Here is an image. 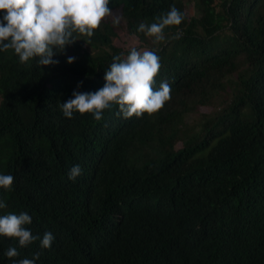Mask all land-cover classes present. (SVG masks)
Instances as JSON below:
<instances>
[{"label": "trees", "instance_id": "16d2710c", "mask_svg": "<svg viewBox=\"0 0 264 264\" xmlns=\"http://www.w3.org/2000/svg\"><path fill=\"white\" fill-rule=\"evenodd\" d=\"M173 5L184 19L165 29L153 86L167 82L171 99L152 115L61 111L73 91L102 88L113 56L128 54L111 16L91 38L74 33L53 49L55 64L0 51V174L14 177L0 188V215L26 212L33 235L55 237L41 249L0 236V264L38 252L34 264H264V0L108 7L138 49H153L137 28ZM10 246L17 257L4 255Z\"/></svg>", "mask_w": 264, "mask_h": 264}, {"label": "clouds", "instance_id": "9594fccd", "mask_svg": "<svg viewBox=\"0 0 264 264\" xmlns=\"http://www.w3.org/2000/svg\"><path fill=\"white\" fill-rule=\"evenodd\" d=\"M109 3L110 0H0V11L4 12L0 20V51L12 50L21 64L34 58H38L40 66L55 64L53 55L76 41L74 33L91 38L94 30L110 16L114 26L120 23L121 17L114 15ZM183 19V14L173 5L167 13L157 15L154 22L140 23L137 32L151 38L156 47L132 46L126 56L123 53L113 56L104 74L103 87L94 93L73 91L72 98L60 105L63 115L71 119L74 112L90 113L100 121L104 111L113 106H118V114L125 119L161 110L171 99V86L161 82L158 89L153 87L161 67L158 46L168 39L165 29L180 25ZM180 35L177 31L174 38ZM74 59L69 57L67 63ZM81 174L80 165H73L68 179L75 181ZM13 180L12 175L0 174V188L10 191ZM5 207L0 200V209ZM31 223L32 217L26 212L0 215V236L18 241L19 248L35 241H39L41 249L50 248L55 239L53 234L48 231L42 237L33 235L25 227ZM18 247L10 246L4 255L10 259L17 257ZM39 256L38 252L32 259H19L14 264H34Z\"/></svg>", "mask_w": 264, "mask_h": 264}, {"label": "rangeland", "instance_id": "374dc122", "mask_svg": "<svg viewBox=\"0 0 264 264\" xmlns=\"http://www.w3.org/2000/svg\"><path fill=\"white\" fill-rule=\"evenodd\" d=\"M185 4H186V7L188 9V7H190V2L188 1H185ZM121 24L119 23L118 25H116V31H117V36L116 38L114 39V42L121 46V47H132V45H136V41L129 35L126 33V31L124 30V28L122 26H120ZM137 46V45H136ZM174 122L177 124L180 125V126H185L186 125V119L185 118H182V119H178L176 118L174 120Z\"/></svg>", "mask_w": 264, "mask_h": 264}]
</instances>
